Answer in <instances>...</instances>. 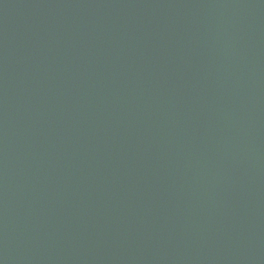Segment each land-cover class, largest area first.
<instances>
[{"label": "water", "instance_id": "95a60500", "mask_svg": "<svg viewBox=\"0 0 264 264\" xmlns=\"http://www.w3.org/2000/svg\"><path fill=\"white\" fill-rule=\"evenodd\" d=\"M0 264H264V0H0Z\"/></svg>", "mask_w": 264, "mask_h": 264}]
</instances>
